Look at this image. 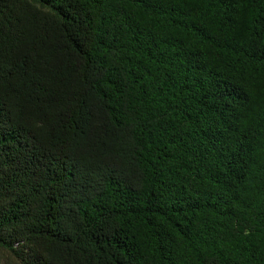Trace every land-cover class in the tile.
<instances>
[{
  "label": "trees",
  "instance_id": "16d2710c",
  "mask_svg": "<svg viewBox=\"0 0 264 264\" xmlns=\"http://www.w3.org/2000/svg\"><path fill=\"white\" fill-rule=\"evenodd\" d=\"M0 264H264V0H0Z\"/></svg>",
  "mask_w": 264,
  "mask_h": 264
}]
</instances>
